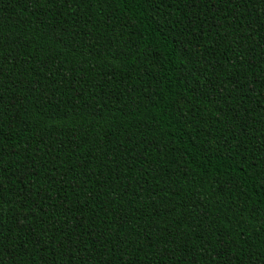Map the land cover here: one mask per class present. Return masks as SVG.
Returning a JSON list of instances; mask_svg holds the SVG:
<instances>
[{"label": "trees", "instance_id": "trees-1", "mask_svg": "<svg viewBox=\"0 0 264 264\" xmlns=\"http://www.w3.org/2000/svg\"><path fill=\"white\" fill-rule=\"evenodd\" d=\"M0 264H264V0H0Z\"/></svg>", "mask_w": 264, "mask_h": 264}]
</instances>
